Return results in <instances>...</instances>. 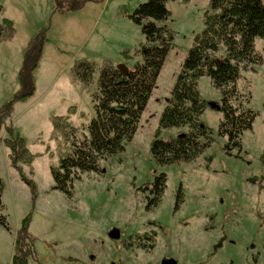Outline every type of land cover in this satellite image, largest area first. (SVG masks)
<instances>
[{"label": "rangeland", "instance_id": "obj_1", "mask_svg": "<svg viewBox=\"0 0 264 264\" xmlns=\"http://www.w3.org/2000/svg\"><path fill=\"white\" fill-rule=\"evenodd\" d=\"M97 1L76 13H61L55 0H0V26L7 20L14 28L13 36L0 40V110L20 90L30 41L46 34L35 73L37 92L15 106L6 125L36 156L32 168L23 171L37 185L38 200L33 209L30 189L0 144L3 215L10 226L9 232L0 227V264H12L16 234L31 212L30 234L39 259L30 264H264V40L255 43L262 64L242 72L237 83L245 108L256 114L240 149L229 151L228 139L219 136L224 115L208 108L202 122L214 144L201 158L159 167L150 153L176 78L204 29L210 0L167 4L170 18L158 26L168 29L174 41L126 151L103 161L100 174L80 175L72 198L52 190L51 168L59 167L72 149L70 141L53 139L52 119L68 118L79 131L74 142L83 143L96 117L92 97L104 66L132 69L142 63L140 51L149 45L133 20L148 0ZM80 61L95 69L88 86L73 80ZM199 91L205 103L221 104L210 79L200 81ZM185 132L166 131L162 139L168 142ZM161 174L167 177L166 188L156 201L144 190L152 189ZM113 232L116 239L110 238Z\"/></svg>", "mask_w": 264, "mask_h": 264}, {"label": "trees", "instance_id": "obj_2", "mask_svg": "<svg viewBox=\"0 0 264 264\" xmlns=\"http://www.w3.org/2000/svg\"><path fill=\"white\" fill-rule=\"evenodd\" d=\"M61 13H76L88 3L97 0H55ZM189 3L191 0H148L135 11L133 20L142 27L149 45L142 47V63H137L125 75L117 68L105 65L99 76L98 91L93 94L96 117L88 126V136L83 143H75L78 134L65 117L52 119L53 139L72 143L71 152L65 155L59 167H52L53 191L72 198L73 183L80 175L100 174V164L123 154L137 134L140 121L152 94L157 87L166 59L174 41L172 33L158 24L170 18L169 2ZM3 7L0 5V15ZM204 29L198 34L190 49L182 70L176 78L171 98L162 114L159 129L151 145V157L159 167H170L178 163L190 164L201 158L214 144L212 131L202 122L209 103H205L199 91L202 79H210L212 86L222 95L221 104L216 105L224 115L219 136L229 141V151L241 148L243 134L251 130L256 114L245 108L237 91L242 72L262 64L255 43L264 40V0H210L209 10L204 15ZM4 27V28H3ZM13 36L11 22L4 20L0 26V40ZM46 34L41 33L31 40L24 54L19 74L20 90L11 102L0 110L1 132L8 138L3 141L9 150L11 166L21 181L30 189L32 208L38 200V187L28 179L23 168L35 163L34 156L25 140L15 135L14 128L7 127L17 104L28 102L36 93V78L44 53ZM95 72L94 66L86 61L78 62L73 69V80L88 86ZM75 113L76 110L71 111ZM185 130L170 141L162 139L163 132ZM69 135H67V133ZM72 135L71 140L69 137ZM61 140V141H59ZM264 159V158H263ZM264 162V161H263ZM165 174L155 178L152 189H146L159 200L166 188ZM5 183L0 178V227L10 231L7 218L3 215ZM33 212L21 222L14 244L12 264H30L38 261L37 240L30 234Z\"/></svg>", "mask_w": 264, "mask_h": 264}, {"label": "water", "instance_id": "obj_3", "mask_svg": "<svg viewBox=\"0 0 264 264\" xmlns=\"http://www.w3.org/2000/svg\"><path fill=\"white\" fill-rule=\"evenodd\" d=\"M117 69L120 71V72H122L123 74H125V75H128L129 74V69L126 67V66H124V65H121V66H118L117 67ZM211 108H212V110L213 111H218L219 110V108L215 105V104H212L211 105ZM116 233L115 232H113V233H111L110 234V238H112V239H116Z\"/></svg>", "mask_w": 264, "mask_h": 264}, {"label": "crops", "instance_id": "obj_4", "mask_svg": "<svg viewBox=\"0 0 264 264\" xmlns=\"http://www.w3.org/2000/svg\"><path fill=\"white\" fill-rule=\"evenodd\" d=\"M42 61V60H41ZM21 71V70H20ZM36 92H37V87H36ZM36 94V93H35ZM34 98V97H33ZM27 103V102H26ZM3 131H5V130H3ZM2 133V132H1ZM7 132L5 131V133H4V136H1V139H2V142H0V144H2V146H4L5 147V145L3 144V141L5 140V139H7ZM6 148V147H5ZM7 149V148H6Z\"/></svg>", "mask_w": 264, "mask_h": 264}]
</instances>
